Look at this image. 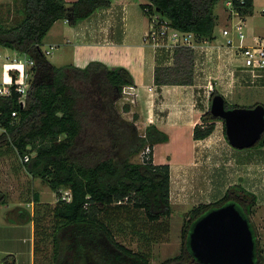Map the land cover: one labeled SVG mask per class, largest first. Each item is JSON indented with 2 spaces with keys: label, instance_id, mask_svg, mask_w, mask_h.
<instances>
[{
  "label": "trees",
  "instance_id": "16d2710c",
  "mask_svg": "<svg viewBox=\"0 0 264 264\" xmlns=\"http://www.w3.org/2000/svg\"><path fill=\"white\" fill-rule=\"evenodd\" d=\"M21 2L23 19L8 27L0 24V46L32 60L34 66L25 107L16 93L0 97L4 130L0 152L15 151L19 157L29 154L27 172L58 195L54 207L38 205L40 209L33 217L30 215L29 222L35 224L34 264H151L153 245L166 242L171 234V168L153 161L155 146L168 143L170 135L154 124L140 134L135 124L137 115L133 121L121 115L117 101L126 88L134 86V77L127 68H110L100 61L85 67H57L42 49L56 22L66 20L76 26L96 11L110 8L111 0ZM219 2L146 0L141 6L147 18L157 14L175 29L194 34L198 42H213ZM234 8L245 19L254 13V0H245L244 4L234 0ZM179 54V62L194 64L191 50L175 49L176 63ZM165 56L155 55L154 83L158 87L193 85L189 71L186 80H171L173 66L164 65ZM185 68L181 64L175 71L180 74ZM216 94L213 91L210 99ZM226 103L228 108L239 107ZM130 109L129 103L123 106L125 112ZM13 112H17L16 118ZM201 121L194 128V140L207 139L214 133L215 123L223 122L210 110ZM253 149H264V134ZM141 154L145 160L133 162ZM62 191H69L70 201L62 199ZM239 191L243 192L241 187H232L217 202L190 210L181 229L180 253L162 264H200L189 246L193 225L208 212L229 203H235L248 218L256 200L249 195L252 201L248 204V195L240 197L235 193ZM0 197V204L6 203L2 192ZM49 218L51 226L44 224ZM135 242L137 250L131 247ZM256 264H264L258 241Z\"/></svg>",
  "mask_w": 264,
  "mask_h": 264
},
{
  "label": "rangeland",
  "instance_id": "374dc122",
  "mask_svg": "<svg viewBox=\"0 0 264 264\" xmlns=\"http://www.w3.org/2000/svg\"><path fill=\"white\" fill-rule=\"evenodd\" d=\"M227 0H220L215 8V13L219 16L218 25L215 29L216 43L225 44L227 40H233L237 45L236 25L242 21L240 16L232 14L231 10L226 6ZM142 3L146 0H136L135 9L139 14L145 16L142 9ZM264 0H254V13L248 19H244V30L247 35L246 43L250 44L253 36L264 38ZM23 19L21 0H0V24L6 27L17 24ZM241 19V20H240ZM148 20V19H147ZM62 21V22H61ZM66 20H60L64 23ZM149 21V20H148ZM60 22H56L48 33L43 50H48L50 54L48 59L57 67H64L72 64L70 58V47L60 45L61 38L56 37L55 30H58ZM149 24L146 33L141 38L140 47L135 48L137 58L143 56V63L140 66L142 74L150 76L151 63L155 59V50L149 45L145 38L148 33ZM223 29H229L230 35L224 36ZM145 37V38H144ZM57 45L53 47L51 45ZM50 47H53L51 50ZM55 48V49H54ZM208 61L205 72L200 71V66H194L192 63L185 61L179 62L182 55L179 54L178 62L172 60L168 65L172 67L171 80L179 81L185 79L186 72H191L193 83L198 85L196 88V107L200 114H204L210 110L211 93L217 91L223 95L228 104L239 107H249L256 105H264V85L260 83L251 84L245 74L236 71V78L232 79L229 73L238 69V63L229 60H217L214 50L208 51ZM224 57V56H223ZM20 60L18 54L8 48L0 46V77L2 73V64ZM167 57L165 56V60ZM216 59V60H215ZM224 59V58H223ZM187 60V59H186ZM137 60H135L134 64ZM206 60L198 61L201 64ZM181 64L186 67L182 73H177L175 68H180ZM197 65V64H196ZM76 66V65H75ZM110 67V66H109ZM150 67V68H149ZM117 68V67H110ZM177 74V75H176ZM197 74H201L200 81L195 79ZM128 88L124 90V95L117 101V105L121 115L129 121L134 120V116H139L140 110L134 106L131 96L127 93ZM131 105V111L125 112L123 106ZM133 109V110H132ZM202 122V121H201ZM140 134H144L148 125L144 128L142 124L135 121ZM202 124V123H201ZM216 129L213 133V139L210 142L199 144L193 143L188 130L171 132L174 134V141L169 146L174 151V181L172 184V205L173 216L170 222L171 234L166 242H162L152 247L151 264H162L163 261L173 258L180 253L181 248V229L185 216L194 207L200 204L215 203L223 198L226 192L232 187H241L242 191L235 192L240 197L247 194L249 203L251 204L252 196L255 197V203L251 205L248 212V220L257 237L256 241L260 245L264 256V149H245L234 151L238 154L231 155L232 151L228 148V141L224 134V123L217 121ZM3 133L0 128V135ZM165 145L159 146L157 153L153 154L154 164L165 160V164H169L167 154L165 153ZM205 146V147H204ZM200 153L201 160L198 169L191 172V176L185 175L183 172V164L189 158L190 153ZM167 157V158H166ZM145 160L144 154L133 158V162L141 163ZM157 162V163H156ZM179 163V164H178ZM182 163V164H181ZM186 163V162H185ZM0 191L3 193L4 199L11 206H17L25 203L24 212H31L30 206L26 201H32L33 192L39 193L41 200L53 203L57 201L56 194L50 190L49 186L43 183L41 179L33 178L26 170L25 164L14 151L7 153L0 152ZM234 193V194H235ZM6 197H5V195ZM64 194V191H62ZM252 195V196H249ZM2 197H0L1 199ZM27 204V205H26ZM54 205H52L54 207ZM19 208V207H18ZM24 208V207H23ZM28 209V211H27ZM15 216H11L6 205L0 204V264H34L33 263V227L32 224H15ZM51 219L45 220L46 225L51 226ZM122 241L123 238H120ZM126 243L129 245V238ZM133 249L137 250V243L131 244ZM38 259V258H37ZM39 259H41L39 257Z\"/></svg>",
  "mask_w": 264,
  "mask_h": 264
},
{
  "label": "crops",
  "instance_id": "0c3cea01",
  "mask_svg": "<svg viewBox=\"0 0 264 264\" xmlns=\"http://www.w3.org/2000/svg\"><path fill=\"white\" fill-rule=\"evenodd\" d=\"M66 1L71 3L76 0ZM135 3L136 0H111L110 8L96 11L89 19L79 22L76 26H71L67 21H64V23L58 21L61 25H59L58 30H55V33L56 37L61 38V46L65 44L66 47L71 48L70 54L72 55H70V58L73 60L72 64L85 67L92 61H100L110 67L127 68L132 73L134 77V86L128 88L127 93L131 96L136 109L140 110L138 112L132 111V114L139 113L137 121L142 124V127L145 128L147 125L154 124L166 131L171 137V140L163 145L166 146H164L165 153L168 157L166 158L170 159L168 163L171 168L172 194L175 169V161L173 158L174 151L169 147L175 139L172 133L188 130L193 143H205V145L213 139V134L204 140H194L193 138L195 126L202 123V114H200L197 109L195 100L196 88H198V85L194 83L193 85H165L158 87L154 83L155 59L150 66L151 78L148 76L144 78L145 76L140 69L143 63V56L137 58L138 56L136 55L135 48L140 47L141 38L145 35L148 26V18L136 11ZM248 18L249 17H247V19ZM51 46L58 47L55 44ZM53 47L49 46L51 50ZM214 54L217 60L222 58L221 60L236 62L233 58L221 57V54L217 51H214ZM208 56L204 59L206 60L205 65H207ZM135 60L137 61L134 64ZM198 80L200 81V79ZM159 146L162 145H157L154 148V158ZM225 148L232 151L231 155L238 154L229 143L228 148ZM201 156L200 153L194 154L192 152L189 154V158H187V161H185L186 163L184 162L183 164V171H185L183 173L185 175L188 174L191 176V172L198 169L199 164L197 162L200 163ZM164 162L166 161L161 160L159 163H156L157 165H161L165 164ZM66 193H69V191H64L61 197L63 200L70 201L71 199H69V195H66ZM56 197L57 201L55 205L58 203L57 194ZM37 200H39L38 203ZM5 201L6 203L3 205L8 207V212L11 216H15L16 221H13L15 224H32L34 263L35 224L34 222H29L30 215L33 217L36 211L40 209L38 205L48 204L53 207L52 205L54 204L42 201L39 193L35 191L32 194L31 203L30 201H26L27 203L29 202L28 206L32 209L31 212H24L26 207L23 202L17 206H11L7 203V198H5Z\"/></svg>",
  "mask_w": 264,
  "mask_h": 264
},
{
  "label": "water",
  "instance_id": "95a60500",
  "mask_svg": "<svg viewBox=\"0 0 264 264\" xmlns=\"http://www.w3.org/2000/svg\"><path fill=\"white\" fill-rule=\"evenodd\" d=\"M210 113L223 120L229 144L254 148L264 134V105L228 108L221 94L212 97ZM189 246L200 264H256V241L249 220L235 203L214 209L195 222Z\"/></svg>",
  "mask_w": 264,
  "mask_h": 264
},
{
  "label": "built area",
  "instance_id": "2783aa9c",
  "mask_svg": "<svg viewBox=\"0 0 264 264\" xmlns=\"http://www.w3.org/2000/svg\"><path fill=\"white\" fill-rule=\"evenodd\" d=\"M244 4L245 0H236ZM226 6L231 10L235 16L240 14L234 8V0H227ZM264 13V11H263ZM241 17V16H240ZM236 25L237 45L233 40H227L225 44H217L216 40L213 42L203 41L198 42L194 34L181 32L172 27L169 22L161 16L155 14L148 18V33L145 41L151 45L155 50V55L159 56L165 54L167 56L164 62L168 65L174 60V51L177 48H186L193 52L195 66H200V71L205 72V61L198 64V61L204 60L208 56V51L213 49L221 54V57L233 58L238 63V69L232 70V79L236 78V71L245 74L251 84L260 83L264 85V38L253 36L250 44L246 43L247 35L244 30L245 20ZM240 19V20H241ZM224 36L230 35L229 29H223ZM47 56L50 54L48 50H43ZM223 52V53H222ZM220 57V58H221ZM197 64V65H196ZM34 66L32 60L20 57V60L14 59L13 62L2 64V73L0 77V97H11L13 93L20 96L19 102L22 107H25V99L30 89V77L32 75L31 68ZM194 66V64H193ZM201 74H197L195 78L201 79ZM152 90V89H150ZM12 117H17V112L12 113ZM0 128H2L1 113H0ZM3 130V129H2ZM4 131V130H3ZM149 148L146 153H149ZM23 164H26L31 156L26 154L20 156ZM71 199L70 193H66ZM66 199V198H64ZM68 199V200H69Z\"/></svg>",
  "mask_w": 264,
  "mask_h": 264
}]
</instances>
